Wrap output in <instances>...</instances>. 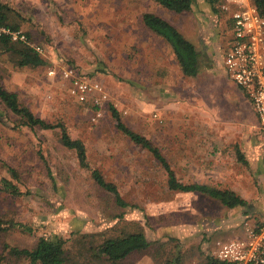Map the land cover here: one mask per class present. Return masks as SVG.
<instances>
[{"label": "rangeland", "instance_id": "obj_1", "mask_svg": "<svg viewBox=\"0 0 264 264\" xmlns=\"http://www.w3.org/2000/svg\"><path fill=\"white\" fill-rule=\"evenodd\" d=\"M0 2L11 9L9 23L26 31L29 44L40 47L46 60L42 66L20 67L15 56L0 46V84L16 92L36 116L63 122L72 138L81 139L91 167L117 186L124 203L119 205L112 193L94 181L89 169L79 166L75 152L60 143L58 129L16 128L0 121V180H10L23 192L0 191L2 264H29L11 258L4 245L31 249L40 236L65 239L66 264H207L217 240L234 238L250 218L264 216L259 200L255 208L228 207L217 196L170 190L159 161L117 130L109 111L112 104L127 126L151 139L178 176L190 174L189 163L180 164L184 158L177 156L175 142L181 139L174 131L177 126L210 122L206 109L200 107L205 96L185 90L182 83L190 81L180 75L167 45L144 28L141 15L150 11L162 16L204 51L203 59L216 63L222 53L217 45L230 37L232 2L219 0L214 10L206 0H195L189 11L181 13L153 0ZM151 57L154 69L149 65ZM62 66L95 76L106 99L99 104L92 98L77 100L60 73ZM0 111L8 124L18 120L1 103ZM222 122L220 116L211 120ZM258 125L257 121L256 132ZM183 134L186 140L188 133ZM251 136L245 133V144L256 145L259 159L249 161V169L264 177V141L258 147ZM7 167L14 169L16 177ZM220 184L213 181L212 188L224 190ZM131 233L145 236L146 249L119 261L93 254L105 239Z\"/></svg>", "mask_w": 264, "mask_h": 264}, {"label": "trees", "instance_id": "obj_2", "mask_svg": "<svg viewBox=\"0 0 264 264\" xmlns=\"http://www.w3.org/2000/svg\"><path fill=\"white\" fill-rule=\"evenodd\" d=\"M153 1L160 7L175 13L189 11L195 3V0ZM206 1L209 2L213 8L215 4L217 5L219 0ZM252 1L259 14L264 17V0ZM10 10L11 9L7 4L0 2V24L18 29V25L9 23ZM141 21L148 29L161 36L170 44L184 75L195 76L198 73L199 55L197 50L195 49L194 45L188 41L183 36V34H181L169 21H167L162 16L150 11H145L142 13ZM26 35L28 39H30L27 33ZM0 46L5 51L10 52L15 56L16 63L20 67H38L46 63V60L43 58L40 52L35 50V48L29 43L10 41L9 39L2 37L0 38ZM0 103L4 106L5 111H9L18 117V120L13 122L10 121L11 124H8V122L3 119V112L0 111V121L5 125H10L16 128L19 126H26L32 130L35 128L58 129L60 143L65 148L72 149L75 152L79 166L89 169L94 181L103 189L112 193L119 205L124 204L116 185L113 182L107 181L99 169L91 167L87 159L84 142L81 139L72 138L69 135L67 126L63 122H49L41 117L36 116L27 105L19 100L16 92L8 90L1 84ZM109 111L115 121V127L117 130L123 133L129 138L131 142L138 145L140 148L148 150L151 155L159 161L161 167L165 170L167 176L166 182L170 190H179L183 192L196 191L206 193L211 196H217L228 207L243 205L245 203L242 198L228 189L220 190L205 185H200L198 183L182 184L179 182L172 167L165 157L160 153L157 146H155L150 139L127 126L122 121L118 110L112 104L109 105ZM7 170L11 177H16V173L13 168L7 167ZM48 174L50 177L52 176L51 172ZM0 191H6L12 195H21V193H23L15 186V184L6 178H2L0 180ZM9 226H13V224L10 223ZM0 229H3L1 222ZM65 243V239L62 236H40L31 249L18 248L5 244L4 250L7 251L10 257L14 260H27L29 264H66L68 256L65 249ZM148 245L149 243L142 233H131L122 237L105 239L103 243L94 248L93 254L99 257L104 256L111 261H119L124 259L129 253L133 251L146 249ZM3 257L4 255H0V264H2V261L4 260ZM206 259L207 264H230L220 261L211 255H207ZM165 264L175 263L169 261Z\"/></svg>", "mask_w": 264, "mask_h": 264}, {"label": "crops", "instance_id": "obj_3", "mask_svg": "<svg viewBox=\"0 0 264 264\" xmlns=\"http://www.w3.org/2000/svg\"><path fill=\"white\" fill-rule=\"evenodd\" d=\"M228 24L230 28V37H228L227 43L217 45V49L222 50V53L220 54V60L216 63L203 59L202 52L204 51H199L196 49V46H194L199 55V71L195 76L184 75L170 44L161 36L148 29L144 24L143 26L152 33L154 37L160 39L167 45L169 51L173 54L180 75L190 81L188 83H182L185 90L189 89V91L192 90L191 92L197 95L202 94L205 96V101L200 102V107L206 109L207 119L213 120L215 116L224 118V123L222 122V124H214L211 123L210 120V122L203 125L177 126V128H175L174 132L179 134V138L181 139L179 142H175L179 150L177 156L184 158V163L181 161L180 164L185 165L189 163L190 166V174H187V176H183L181 173L180 176H178V173L173 169L176 178L182 184L198 183L208 187H213V181L216 184L222 181V184L219 185L220 188L231 189V191L235 192L245 201L244 206L249 205L255 208V204L257 203L256 200L264 204V197L261 195V186L264 185V177L258 176L257 173H253L252 169H249V161L255 159L258 161L259 159L258 155L256 156L258 148L255 143V147H250L247 143L245 144L244 135L246 132H251L253 134V136H251L252 139L258 141V147H260L261 141L262 139L264 141V138L259 125V132L255 131L257 117L247 94L228 77L223 65V54L232 42L231 17H228ZM208 35L212 36V33L210 32ZM152 59L153 57H151V64L149 65L151 69H154L156 62H153ZM156 67L164 69L163 64H156ZM166 68L169 69L170 67ZM76 71L90 80L97 81L95 76H88L83 72H79L77 68ZM160 83L161 82H159V84ZM249 125L252 127L253 131H250ZM183 133H188L186 140L184 139L185 135ZM248 148L253 149L252 152L249 151ZM141 149L150 153L144 148ZM247 155L250 158L248 160H246ZM226 182L229 184L226 185ZM175 192L178 194L180 193V195H184L185 193L179 190ZM187 193L198 196L206 194L196 191H189ZM245 219H248L247 215H245ZM245 223L251 225L263 224L264 216L250 218V221H246ZM243 225L239 228V232L235 237L242 235ZM217 242L220 241L217 240L216 244ZM215 248L216 247L212 248L209 255L213 256Z\"/></svg>", "mask_w": 264, "mask_h": 264}, {"label": "built area", "instance_id": "obj_4", "mask_svg": "<svg viewBox=\"0 0 264 264\" xmlns=\"http://www.w3.org/2000/svg\"><path fill=\"white\" fill-rule=\"evenodd\" d=\"M235 9L232 18V42L224 54L228 77L247 94L264 138V17L252 0H228ZM28 42L22 29L0 24V38ZM40 52V47L33 46ZM54 71L49 70V74ZM62 77L69 81L70 94L79 101L92 98L96 104L106 99L99 82L82 76L73 67L62 66ZM213 256L230 264H264V223H245L242 235L217 242Z\"/></svg>", "mask_w": 264, "mask_h": 264}]
</instances>
